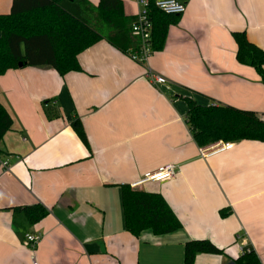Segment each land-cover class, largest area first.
<instances>
[{
    "label": "crops",
    "instance_id": "0c3cea01",
    "mask_svg": "<svg viewBox=\"0 0 264 264\" xmlns=\"http://www.w3.org/2000/svg\"><path fill=\"white\" fill-rule=\"evenodd\" d=\"M122 1L131 27L142 7ZM12 3L0 0V14ZM234 31L264 49V0H187L164 48L145 63L129 54L139 41L131 30L125 50L101 39L82 51L81 71L27 65L1 74L0 101L13 127L0 138V264H184L192 239L224 249L197 254L195 264L236 261L244 241L264 264V142L234 141L204 157L187 122V97L264 118V82L238 61ZM149 71L166 82L153 83ZM170 163L178 165L174 178L138 189L160 192L182 228L135 236L122 185ZM37 203L49 212L30 225L16 208ZM28 232L41 235L35 247Z\"/></svg>",
    "mask_w": 264,
    "mask_h": 264
},
{
    "label": "trees",
    "instance_id": "16d2710c",
    "mask_svg": "<svg viewBox=\"0 0 264 264\" xmlns=\"http://www.w3.org/2000/svg\"><path fill=\"white\" fill-rule=\"evenodd\" d=\"M149 14L153 21L152 47L164 48L168 29L181 14H167L151 0ZM131 19L124 13L122 0H100L96 6L88 0H13L11 11L0 14V75L22 66L48 65L60 75L81 71L79 54L101 39L121 50L131 43ZM238 44L237 59L254 67L264 82V49L251 42L245 32L234 31ZM187 122L198 145L223 141L256 140L264 142V118L255 111L231 105H202L191 97ZM13 127V118L0 101V138ZM73 127L89 146L79 118ZM122 206L126 228L135 236L144 230L163 235L182 228V222L160 192L122 185ZM28 223L42 220L48 209L40 204L20 206ZM228 212L221 210V215ZM184 264H195L199 253L223 254L224 249L209 239L188 240L184 246ZM236 264H261L255 251H246Z\"/></svg>",
    "mask_w": 264,
    "mask_h": 264
},
{
    "label": "built area",
    "instance_id": "2783aa9c",
    "mask_svg": "<svg viewBox=\"0 0 264 264\" xmlns=\"http://www.w3.org/2000/svg\"><path fill=\"white\" fill-rule=\"evenodd\" d=\"M141 5V10L138 12L134 22L131 25V30L138 37L137 47L131 51L129 54L134 61L145 63L149 56L154 51L152 47V32H153V21L149 14V7L151 0H137ZM154 5L161 11L167 14H183L186 11L187 0H154ZM149 77L153 83H165L166 79L160 75H156L149 71ZM235 146L234 141H223L220 140L216 143L201 146L200 154L204 157H209L213 154L231 150ZM4 166L7 165V162L3 163ZM178 172V165L170 163L163 165L156 171L145 174L144 178L135 181L130 184L134 189H138L140 186L145 184L148 181H167L176 176ZM27 243L31 247H35L41 240V235L28 232L25 235ZM242 252L251 251V248L248 246L246 241L243 242ZM37 264V262H35Z\"/></svg>",
    "mask_w": 264,
    "mask_h": 264
},
{
    "label": "water",
    "instance_id": "95a60500",
    "mask_svg": "<svg viewBox=\"0 0 264 264\" xmlns=\"http://www.w3.org/2000/svg\"><path fill=\"white\" fill-rule=\"evenodd\" d=\"M20 66H22V63L20 64ZM228 264H236V261L235 260H232Z\"/></svg>",
    "mask_w": 264,
    "mask_h": 264
}]
</instances>
